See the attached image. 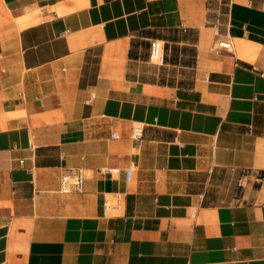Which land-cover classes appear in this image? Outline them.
<instances>
[{
  "label": "crops",
  "instance_id": "0c3cea01",
  "mask_svg": "<svg viewBox=\"0 0 264 264\" xmlns=\"http://www.w3.org/2000/svg\"><path fill=\"white\" fill-rule=\"evenodd\" d=\"M0 264H264V0H0Z\"/></svg>",
  "mask_w": 264,
  "mask_h": 264
},
{
  "label": "built area",
  "instance_id": "2783aa9c",
  "mask_svg": "<svg viewBox=\"0 0 264 264\" xmlns=\"http://www.w3.org/2000/svg\"><path fill=\"white\" fill-rule=\"evenodd\" d=\"M217 46L226 51L232 52V43L228 40L219 41ZM150 59L155 60L158 63H162L164 59L163 45L157 40L150 42ZM143 126L142 124H134L131 130V138L133 140L139 141L142 138ZM113 138H118L117 133H112ZM250 170H242L240 176L237 180V185L243 187V184L250 177ZM87 173L84 168H73L64 172L59 181V191L63 194H68L71 192L82 193L84 190V184L86 181ZM132 178V167L130 166L125 170V180L129 182ZM115 200V206H118L122 200L121 195L116 194L113 196ZM112 206L111 200H107L104 204L106 210H110L115 207Z\"/></svg>",
  "mask_w": 264,
  "mask_h": 264
}]
</instances>
